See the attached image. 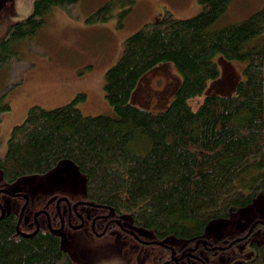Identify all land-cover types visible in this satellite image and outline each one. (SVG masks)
<instances>
[{
  "label": "trees",
  "instance_id": "obj_1",
  "mask_svg": "<svg viewBox=\"0 0 264 264\" xmlns=\"http://www.w3.org/2000/svg\"><path fill=\"white\" fill-rule=\"evenodd\" d=\"M78 1L35 0L28 17L0 18V67L55 6ZM198 1L199 14L166 15L125 40L105 76L115 116L84 115L80 93L32 106L13 128L0 153V264H264V7L215 28L232 0ZM135 3L109 1L95 18ZM226 65L236 80L217 92ZM161 67L171 82L141 92ZM67 161L84 195L2 191Z\"/></svg>",
  "mask_w": 264,
  "mask_h": 264
},
{
  "label": "rangeland",
  "instance_id": "obj_2",
  "mask_svg": "<svg viewBox=\"0 0 264 264\" xmlns=\"http://www.w3.org/2000/svg\"><path fill=\"white\" fill-rule=\"evenodd\" d=\"M112 0H79L69 6H55L45 24L30 40L15 43L16 56L0 67V153L7 151L13 128L22 124L32 106L44 109L61 107L84 93L78 103L84 115L115 116L105 96L106 72L114 66L125 40L146 25L166 15L191 18L202 11L198 0H136L132 10L116 6L108 20L95 18L97 11ZM35 0H0V18L9 22L28 17ZM264 7V0H232L226 13L215 23L222 28L248 19ZM172 68L161 67L142 82L141 92L165 88L174 76ZM227 89L236 80L231 65H226ZM10 106L7 111L6 105ZM5 195L23 194L33 201L50 194L80 196L86 192L84 176L75 165L63 162L52 173L28 176L2 190ZM64 241H72L64 236ZM110 258L103 264H116Z\"/></svg>",
  "mask_w": 264,
  "mask_h": 264
},
{
  "label": "flooded vegetation",
  "instance_id": "obj_3",
  "mask_svg": "<svg viewBox=\"0 0 264 264\" xmlns=\"http://www.w3.org/2000/svg\"><path fill=\"white\" fill-rule=\"evenodd\" d=\"M226 82H227V76L223 77V79L218 84H216V87H214L216 89L215 91L221 92V93H227V91H226L227 87H226V84H225Z\"/></svg>",
  "mask_w": 264,
  "mask_h": 264
},
{
  "label": "water",
  "instance_id": "obj_4",
  "mask_svg": "<svg viewBox=\"0 0 264 264\" xmlns=\"http://www.w3.org/2000/svg\"><path fill=\"white\" fill-rule=\"evenodd\" d=\"M223 79V78H222Z\"/></svg>",
  "mask_w": 264,
  "mask_h": 264
}]
</instances>
